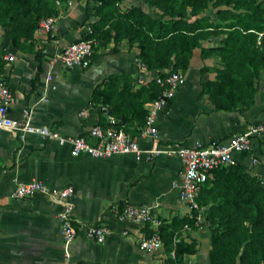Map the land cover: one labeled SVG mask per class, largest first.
Returning a JSON list of instances; mask_svg holds the SVG:
<instances>
[{"label": "crops", "instance_id": "1", "mask_svg": "<svg viewBox=\"0 0 264 264\" xmlns=\"http://www.w3.org/2000/svg\"><path fill=\"white\" fill-rule=\"evenodd\" d=\"M141 4L145 12L155 11L141 0H119L123 10ZM96 0H63L56 13L55 27L50 32L36 29L33 50L16 49L0 26V50L15 52L16 58L3 71L13 93L8 115L22 118L29 109V121L36 126L55 128L64 134H86L105 116L95 103L93 93L110 74L133 82L138 74L153 76L163 69L139 68L138 47L126 38L95 36V48L87 66L70 67L53 62V54L68 43L82 37L86 26L94 21ZM227 16L211 15L214 26L200 46L192 49L188 64L182 69L184 83L159 111L156 126L157 145L191 144L223 141L229 135L264 120V0H243L233 8L223 5ZM230 11V12H229ZM216 12V11H215ZM231 12L233 14H231ZM242 18L245 25L226 26L232 17ZM106 26L104 27V29ZM237 30V31H235ZM235 31V32H234ZM229 32L246 37L253 34V46L236 44L221 52ZM113 34V31H111ZM211 48L212 50H209ZM35 50L41 52L39 59ZM222 53L227 56L222 58ZM230 54V55H229ZM232 65L231 76L243 79L241 66L258 67L255 91L247 104L237 100L230 108H219L212 102L203 82L214 81L219 71ZM227 61V62H226ZM234 66V67H233ZM232 78V77H230ZM234 95L248 94L244 87L228 90ZM249 95V94H248ZM149 101L144 102L147 110ZM85 113H81L82 110ZM124 127L141 147L149 148L153 138L142 134L143 117L131 116ZM236 162L260 175L264 169V141L252 150L236 153ZM253 157L257 159L253 161ZM182 164L175 155L158 154L151 159H137L132 154L92 157L82 153L72 156L67 145L37 134L25 140L16 133L0 130V264H164L169 261L166 244L155 251L139 246V240L153 227L130 218H118L114 204L130 202L149 206L154 217L162 220L161 231L166 240L180 230L181 241L189 251L181 254L183 264H210V228L205 219H194L185 228L182 219L190 220L192 210L179 195ZM40 180L48 186L71 185L73 215L78 221L76 235L66 240L57 217L60 203L44 193L12 197L19 181ZM104 223L111 228L103 242L86 236V224ZM126 230V233L122 231ZM164 238L163 242H164Z\"/></svg>", "mask_w": 264, "mask_h": 264}, {"label": "trees", "instance_id": "2", "mask_svg": "<svg viewBox=\"0 0 264 264\" xmlns=\"http://www.w3.org/2000/svg\"><path fill=\"white\" fill-rule=\"evenodd\" d=\"M55 1L0 0V26L5 28L10 44L16 49L32 51V41H27L33 37L40 18L56 15L58 6ZM96 1L99 2L95 12L97 18L88 23L92 30L82 37L102 34L113 39L126 38L129 43L136 44L139 60L146 68L181 71L187 66L192 49L200 46V39L206 38L209 27L214 26L209 15L199 16L200 12L210 2L218 6L217 14L228 12L222 10L223 5L236 8L243 4V0H141L153 8L155 12L151 14L145 12L140 3L122 10L117 6L119 0ZM189 16L194 19L189 20ZM225 25L245 24L242 18L234 17ZM229 36L224 40L225 46H219L220 51L225 52L229 46L231 51L236 44L244 46L245 37L233 32H229ZM226 53H222V58L227 56ZM35 56L39 59L41 52L35 50ZM227 63L224 61V68L216 80L203 82L212 102L219 108H230L238 99L247 104L256 89L254 78L258 67L235 66L244 71L243 79H236L231 76L232 65L227 66ZM3 69L4 59L0 54V74ZM127 78L121 81L120 75L110 74L96 86L92 98L95 103L108 104L110 112L123 126L131 116L143 117L144 123L146 110L143 104L158 93L155 82L134 86ZM238 87H244L249 95L245 92L237 96L228 91ZM124 129L130 133L127 127ZM196 199L205 206L204 219L210 228V264H264V184L260 175L250 172L239 162L220 166L201 185ZM192 220L191 216L190 220L182 219L180 224ZM161 228L160 225L159 231L164 238ZM172 234L168 240L164 238L167 250L172 247ZM175 251L181 261V254L189 249L180 240Z\"/></svg>", "mask_w": 264, "mask_h": 264}, {"label": "built area", "instance_id": "3", "mask_svg": "<svg viewBox=\"0 0 264 264\" xmlns=\"http://www.w3.org/2000/svg\"><path fill=\"white\" fill-rule=\"evenodd\" d=\"M58 6L61 1L56 0ZM56 16L40 18L37 29L50 32L55 27ZM91 26H86V33L91 32ZM95 48L94 37H80L68 43L64 48L53 54V62H60L66 67L74 64L87 66ZM4 59V67L16 58V54L10 50H0ZM139 68H145V64L138 60ZM183 71L177 69H165L162 73L153 76L138 74L135 83L148 85L155 82L158 87L156 96L148 102L142 134L150 135L154 144L149 148H143L137 139L128 133L118 119L110 112L108 104L99 103V108L105 116V123H94L86 134H64L55 128L36 126L29 121V109L22 110V118L14 120L8 115V105L13 93L6 79L4 71L0 74V130H8L25 140L29 134H37L56 141L59 145H67L69 153L76 156L82 153L92 157H108L115 154H132L137 159H151L158 154L175 155L182 164L179 183V195L186 201L192 210V218L198 223L204 219L205 206L198 203L196 197L201 185L207 180L210 173L224 165L236 163V153L251 151L254 144L264 141V120L251 124L246 129L232 133L223 141L202 143L199 140L191 144L175 143L166 147L157 145L158 130L156 119L159 111L171 99L175 91L184 83ZM81 113H85L83 109ZM257 158L253 157V161ZM261 182L264 184V169L260 173ZM74 188L71 185L48 186L40 180L19 181L11 192L12 197H24L35 193H44L60 203L57 217L60 223V231L66 240L72 239L78 230V221L73 215L72 195ZM118 218H130L138 222L149 223L153 227L139 240V246L147 251H155L163 246V239L159 231L162 220L154 217L149 206L122 202L113 205ZM185 228L189 224L185 223ZM111 228L104 223L86 224V236L103 242L110 234ZM126 233V230L122 231ZM181 240L180 230H176L171 237L172 247L167 250L169 261L164 264H183L176 255L175 245ZM101 264H110L102 262ZM145 264V263H140Z\"/></svg>", "mask_w": 264, "mask_h": 264}, {"label": "rangeland", "instance_id": "4", "mask_svg": "<svg viewBox=\"0 0 264 264\" xmlns=\"http://www.w3.org/2000/svg\"><path fill=\"white\" fill-rule=\"evenodd\" d=\"M117 6H118V3H117ZM217 8H218V6H216V5H214V4H212L210 2L209 5H208V7L203 12H200L199 16H201L203 14H208L209 15V20H210V22L213 25L214 24V21L212 20L211 15L213 14V11L214 10L216 11ZM222 10L225 11V9H222ZM215 11H214V13H216ZM218 15H221V17H229V16H227V14L225 12H223V13L221 12ZM230 17L234 18L233 16H230ZM193 19H194V16H189V20H193ZM208 31H209V33L207 34L206 38L209 36V34L211 32L210 30H208ZM244 41H246L245 42L246 46H250L251 47L256 42V38H255V36L253 34H251L249 36H246ZM261 43L264 44V39H261Z\"/></svg>", "mask_w": 264, "mask_h": 264}]
</instances>
